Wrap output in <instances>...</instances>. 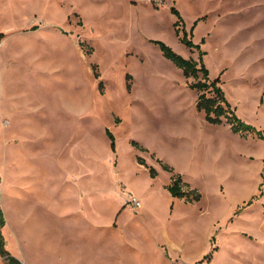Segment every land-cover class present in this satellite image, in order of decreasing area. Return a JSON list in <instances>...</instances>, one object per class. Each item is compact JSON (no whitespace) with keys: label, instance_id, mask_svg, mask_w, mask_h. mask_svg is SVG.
<instances>
[{"label":"rangeland","instance_id":"374dc122","mask_svg":"<svg viewBox=\"0 0 264 264\" xmlns=\"http://www.w3.org/2000/svg\"><path fill=\"white\" fill-rule=\"evenodd\" d=\"M172 6L235 114L264 132V0H0L1 233L17 259L264 264V142L196 108L201 75L152 42L198 60ZM175 173L199 202L170 196Z\"/></svg>","mask_w":264,"mask_h":264},{"label":"trees","instance_id":"16d2710c","mask_svg":"<svg viewBox=\"0 0 264 264\" xmlns=\"http://www.w3.org/2000/svg\"><path fill=\"white\" fill-rule=\"evenodd\" d=\"M170 11L176 17V21L173 24L175 35L178 37L180 31H182V36L179 38V41L188 49H196L199 55L198 60L184 58L162 41L152 42L159 48L165 59L181 70L185 78L192 77L198 79L199 75H201V80L188 84L189 88L195 90L197 93L196 108L204 113L205 120L208 123L213 125L226 124L234 134H240L241 136L251 134L264 142V132L262 130L243 122L235 114V110L232 109L231 104L228 102L225 93L220 86L219 78L210 79L208 68L205 66L202 59L205 52L200 49L199 44H195L191 40L194 26L190 29V36L188 38V35L184 30V21L179 11L174 6L170 8ZM179 26L181 30H179ZM35 29H37V26L31 27V30ZM1 36L3 35L0 34V37ZM201 43H203V40ZM106 135L110 141V148L114 151V138L108 130H106ZM133 146L137 149L145 150L135 142L133 143ZM137 162L140 165H145V162L141 157H137ZM160 164L164 171H173L168 164L162 163L161 161ZM148 171L151 178H155L158 175L157 170L153 167H148ZM165 188L174 199H181L189 203L199 202L201 199V194L198 189L190 187L188 183L183 181V177L177 173L172 175L170 183ZM4 222L3 212L0 206V256L6 264H22V262L14 257L5 247V241L1 233ZM204 258H207V256Z\"/></svg>","mask_w":264,"mask_h":264},{"label":"crops","instance_id":"0c3cea01","mask_svg":"<svg viewBox=\"0 0 264 264\" xmlns=\"http://www.w3.org/2000/svg\"><path fill=\"white\" fill-rule=\"evenodd\" d=\"M127 248L129 249L130 247H127ZM131 249L132 248H130V250ZM19 260L22 262V264H28L24 258H20L19 257ZM94 260H95V257L94 256L92 257L90 254H82V255H80L78 257V259H77L78 263L77 264H97Z\"/></svg>","mask_w":264,"mask_h":264},{"label":"built area","instance_id":"2783aa9c","mask_svg":"<svg viewBox=\"0 0 264 264\" xmlns=\"http://www.w3.org/2000/svg\"><path fill=\"white\" fill-rule=\"evenodd\" d=\"M127 204L130 206V209L133 211L134 209L135 210H138L140 207H141V203L140 201L134 197V196H129L128 199H127Z\"/></svg>","mask_w":264,"mask_h":264}]
</instances>
